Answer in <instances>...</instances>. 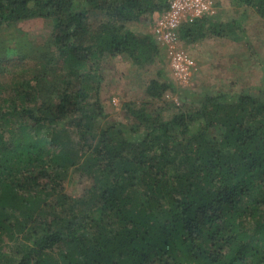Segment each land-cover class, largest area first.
<instances>
[{
    "label": "trees",
    "instance_id": "16d2710c",
    "mask_svg": "<svg viewBox=\"0 0 264 264\" xmlns=\"http://www.w3.org/2000/svg\"><path fill=\"white\" fill-rule=\"evenodd\" d=\"M225 1L264 17V0ZM222 4L184 24L180 38L222 32L211 20ZM167 7L0 0V27L53 19V64L72 75L59 90L42 76L0 82V264H264V78L252 92H196L159 69L147 93L179 94L177 113L164 118L145 101L128 107L127 123L107 120L104 60L126 54L146 66L166 54L128 24ZM92 11L102 15L95 28ZM74 167L92 179L78 198L64 192Z\"/></svg>",
    "mask_w": 264,
    "mask_h": 264
},
{
    "label": "rangeland",
    "instance_id": "374dc122",
    "mask_svg": "<svg viewBox=\"0 0 264 264\" xmlns=\"http://www.w3.org/2000/svg\"><path fill=\"white\" fill-rule=\"evenodd\" d=\"M220 1L223 4L214 20L218 25L222 24V32H211L194 45L181 38L182 45L195 55L198 65V70L188 85L182 86L177 82L166 54L146 66L132 63L126 54L106 57L101 71V98L108 121L127 123L132 120L128 107L145 101H150L153 105L149 104V107L157 108L164 118H171L178 112L183 106V98L179 94L166 92L162 99L154 100L147 93L150 81L160 79L159 69L180 89L188 88L196 92H252L262 84L264 17L252 7ZM89 16L93 28L102 22V15L98 12L92 11ZM154 21L153 15H146L141 21L128 24V27L138 33H152ZM230 23L233 25L229 26ZM53 32V19L41 17L6 23L0 27V64L5 67L0 82L15 85L13 83L23 78L42 76L47 81L54 78L55 88L58 89L57 83L60 88H64L60 79L68 80L72 75L68 74V69L61 60L53 64L60 57ZM52 95L53 100L58 99V92ZM73 136L79 137L75 132ZM44 182L46 189H50L49 180L45 179ZM91 185L92 179L74 167L64 183V192L75 198L82 197Z\"/></svg>",
    "mask_w": 264,
    "mask_h": 264
},
{
    "label": "built area",
    "instance_id": "2783aa9c",
    "mask_svg": "<svg viewBox=\"0 0 264 264\" xmlns=\"http://www.w3.org/2000/svg\"><path fill=\"white\" fill-rule=\"evenodd\" d=\"M167 9L154 21L152 34L166 50V55L177 82L188 85L198 70L196 59L184 48L180 28L200 18L216 13L215 0H166Z\"/></svg>",
    "mask_w": 264,
    "mask_h": 264
},
{
    "label": "crops",
    "instance_id": "0c3cea01",
    "mask_svg": "<svg viewBox=\"0 0 264 264\" xmlns=\"http://www.w3.org/2000/svg\"><path fill=\"white\" fill-rule=\"evenodd\" d=\"M219 10V9H218ZM160 13L159 12H156L155 14H154V19L159 15ZM215 17V16H214ZM214 17L211 19L213 22H215L216 23V21L214 20ZM210 34V33H209ZM208 34V35H209ZM207 37V36H206ZM206 37H204V38H202V39H205ZM183 39V38H182ZM202 39H195L193 36H191L190 38H186V39H183V41H186L187 43H191L192 45H194L195 43H197V42H200L199 40H202ZM188 49V48H187ZM188 52L195 58V55L191 52V51H189V49H188Z\"/></svg>",
    "mask_w": 264,
    "mask_h": 264
}]
</instances>
